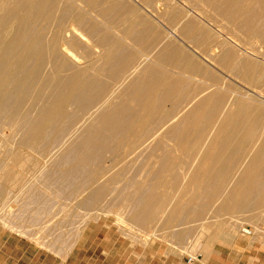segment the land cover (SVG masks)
Instances as JSON below:
<instances>
[{"label":"crops","instance_id":"0c3cea01","mask_svg":"<svg viewBox=\"0 0 264 264\" xmlns=\"http://www.w3.org/2000/svg\"><path fill=\"white\" fill-rule=\"evenodd\" d=\"M104 6L111 29L121 25L120 0H104ZM136 15L135 9H128L127 16ZM170 18L171 26L157 21L166 30L158 29L154 39L151 35L141 37L138 23L125 20L126 33L133 38L135 48L128 57L119 58L121 65L117 66L123 76L137 69L139 84L158 87L154 98L145 97L152 100L151 106L163 107H154L149 115L167 127L160 132L169 142L148 146L154 152L147 171L151 189L148 186V195L140 198L146 203L137 220L144 228L159 223L168 238L127 240L115 230L105 231L103 225L92 226L84 231L71 254L61 259L27 241L4 236L0 239V264H188L187 257L176 254L174 248L188 247L189 240L197 238L191 234L194 223L202 224L201 231L206 233L200 245L206 254L197 264H264L262 254H248L250 247L261 250L260 241L252 235L254 241L247 238L250 235L237 236L246 226L238 229L234 222L242 216L244 221H259L264 211L246 209L245 205L246 200L254 201L248 202L249 208L264 201V57L253 56L211 24H205L207 19H184L186 14ZM114 39L128 53L123 42ZM196 117L199 120L195 121ZM190 119L195 128H175ZM159 130L149 133L155 135ZM166 133L171 137L183 135L189 145L182 146L180 136L170 142ZM191 144L197 149H190ZM232 199L239 201L240 209Z\"/></svg>","mask_w":264,"mask_h":264},{"label":"rangeland","instance_id":"374dc122","mask_svg":"<svg viewBox=\"0 0 264 264\" xmlns=\"http://www.w3.org/2000/svg\"><path fill=\"white\" fill-rule=\"evenodd\" d=\"M67 1L73 5L75 12L84 15L89 23L108 25V19L105 21L96 11L87 12L85 5L81 1L63 0L61 3ZM220 2L223 3L222 0H152L149 3L144 0H120L123 8H121V14L118 17L122 18L120 21L134 20L139 25L136 28L138 30L137 33H141V37L144 35L150 37L151 35L152 39L156 37L155 32L158 29L163 31L166 30L165 25L171 26L169 25L170 16L186 14L184 19L204 18L207 19L205 24H211L212 28L217 32L219 31L220 34L222 33L233 39L235 43L244 46L252 54L264 57V37H260V33H257L259 26L255 31H251V25L249 28L244 17L231 22L229 17H223L221 13H218L219 9L225 8V5L219 6ZM243 5H247L249 9L256 7V14L262 16L264 14V3L261 1H251L250 4L248 0H244ZM129 8L135 9L138 15L127 16ZM124 21L121 22V25L117 24L112 28V34L113 37L123 42L125 48L129 49L128 54H131L135 48V43L133 38L126 33L128 23ZM157 21L164 24V26ZM183 23L185 24V22ZM232 23L235 25H232ZM100 52L102 53V50ZM103 55H106L105 52L102 55L100 54V56ZM88 63H91L90 58ZM129 73V75L132 74L131 72ZM126 78L122 75L120 80L112 82L110 78H106L105 72L104 80L107 84L109 83V92L107 91L108 93L105 96L106 100L110 99L112 101L119 92L122 93L121 91L125 89L123 85L127 82ZM111 85L112 87H110ZM115 90L116 95L114 96L111 93H114L113 91ZM107 95L110 96L108 97ZM12 123L5 120L0 125V239L4 236H13L27 241L45 253L66 259L82 239L84 231L92 226L103 225L105 231L107 229L115 230L122 238L127 240L140 239L143 242H148L150 240L162 241L168 238L160 231L161 226L159 223L144 228L141 226L142 223L135 218L137 213L142 209L144 210L143 206L146 203V200L140 198L148 195L149 178L147 171L150 160H153L150 155L154 156V152L148 150V145L164 141L161 134L164 127L158 120L153 122V125L149 128L152 130L160 129L158 133L151 135L147 131V134L141 137V140L137 139L140 145L137 143L138 145L128 146L127 150H124L127 145H123L124 148L120 147L118 149L119 153L117 150L112 154H108L110 150L104 151L100 157H93V160L84 162L80 160L81 157L74 160L72 155H70V159L69 155H67L68 153L66 154L67 149L70 147L67 146L66 148V145H73V143L75 144L79 141L82 129H71V133L70 131H65L68 132L67 134L63 132L60 135L59 133V140L56 138L57 142L54 145L55 140L48 143L43 141L47 144L41 142L32 147H20L19 144L22 141L23 134L20 130L15 129ZM3 124L5 129L2 127ZM169 125L170 121L168 122ZM65 138H68L69 141ZM61 140L63 144H60ZM58 142L59 148H61L60 151L58 147V149L53 147ZM62 147L64 148L62 149ZM130 148H133L134 152ZM54 150H56L55 153ZM144 150L145 152H143ZM110 152H113V150ZM65 154L69 158H67L68 160L63 158ZM116 155H119L120 159ZM58 157H60L59 160H57ZM99 158L103 161H100ZM136 159L138 160L136 161ZM69 160L73 161V163L68 162ZM79 160L80 163L78 162ZM121 164L122 167L119 166ZM88 165L91 166L89 167ZM65 172L69 176L73 175V177H68ZM126 172L127 174H125ZM123 174H125L124 178ZM87 179L89 180L87 181ZM83 180L88 183L85 184ZM89 181L91 182L89 183ZM91 184L94 185L92 186ZM93 187L95 191H92L94 190ZM100 189L103 190L101 195L98 193ZM212 206H216V203H212ZM255 208L264 209V204H257L253 208H249L248 205L246 209ZM260 216L259 221L253 220V222L244 221L246 220L245 216H242V219H234L238 229L246 226L245 228L253 231L252 236L260 241L261 250L258 252V250L250 247L248 249L249 256H254L255 254L264 256V211ZM211 218L212 216H209L207 221L210 222ZM191 225L193 229L191 234L197 238L190 239L188 247L174 248V250H177L176 254L186 256L187 260L188 256L199 254V259L194 263L197 264L203 254H206L205 249L200 246L205 240L206 233L201 231L202 224L194 223ZM243 229L237 232V236L244 234L242 232ZM252 236L250 235L247 238L254 241L251 238Z\"/></svg>","mask_w":264,"mask_h":264},{"label":"bare ground","instance_id":"6f19581e","mask_svg":"<svg viewBox=\"0 0 264 264\" xmlns=\"http://www.w3.org/2000/svg\"><path fill=\"white\" fill-rule=\"evenodd\" d=\"M61 1L63 0H0V125L5 120L13 122L15 129L20 130L23 134L22 141L19 144L20 147H32L43 141L48 143L55 140L54 145L57 142L56 138L59 140V133L61 135L65 131H70L71 133V129H82L79 141L75 144L73 143V145H66V148L70 146L66 154L68 153L69 158L72 155L74 160L81 157L82 159L80 158V160H83V162L93 160V157H100L104 151L113 150V152H108V154H112L114 151H118L120 147H123V145H127L124 150H127L128 146L138 145L137 139L141 140V137L151 130L149 128L153 125V122H156L155 117L153 115L150 116L153 113L152 110L154 107L161 108L160 104L158 105L159 107L151 106L152 100L146 99L149 96L153 97L158 87L139 84L138 78H135V74L138 73L136 69L131 71V75L129 73L125 76L127 77L126 81L129 83L124 82L123 88L125 89L121 91L122 93H117L119 97L116 95L115 90L111 94L116 95V98L111 99L112 101L110 99L106 100L105 96L109 92V83L107 84L104 80L105 72L106 78H110L112 82L120 80L122 77L121 69L117 68V66L121 65L119 58L121 59L123 55L128 57L129 54L124 53L125 51L122 50L121 44L116 42L109 24L89 23L84 15L75 12L72 4L68 1L61 3ZM79 1L85 5L87 12L96 11L106 21L107 8L104 6V0ZM222 1L223 3L220 2L219 6L225 5V8L219 9L218 13H221L223 17H229L231 22L244 17L249 28L251 25V31H255L259 26L257 33H260V37H264V14L263 16L256 14V7L247 8V5H243L244 0ZM251 1L264 3V0H248V3L250 2L251 4ZM100 10L102 14H100ZM232 25L235 24L232 23ZM101 50L102 53L100 52ZM103 52L106 55L100 56ZM253 55L260 57L257 54ZM89 58L91 59L90 64L88 63ZM120 88L123 89L122 87ZM146 95L147 97H145ZM261 97L264 99L263 96ZM155 104L157 105L158 103L155 102ZM172 108L175 110V105ZM172 108L171 110H173ZM172 112L170 114L173 115ZM169 116L172 117L171 115ZM161 118H164L163 115ZM217 119L218 121L221 120L219 117ZM197 120L199 118L195 119V121ZM226 121L227 118L225 119ZM192 122L193 120L190 119L174 127L176 129H190L191 126L195 128V123ZM165 123L167 124V122ZM196 124L199 125L200 122ZM220 125L219 121L217 126ZM2 127H5L4 124ZM166 128L164 127V129ZM259 128H262L261 124ZM169 129L172 128L170 127ZM68 132H65V134ZM165 135L167 139L171 138L170 142L180 136L178 142H181L185 148L189 145L182 137L183 135L175 134L177 137L173 135L172 137L167 136V133ZM153 141L155 140L153 139ZM44 142L43 144H47ZM60 144H63L62 140ZM156 144L158 146V142ZM57 145H55L56 147L53 146L54 149L60 147ZM196 146L191 144L190 149L191 147L196 148ZM134 149L132 148L131 151L133 150L134 152ZM140 149L142 150V148ZM60 150L61 148H59ZM160 150L158 151L160 152ZM176 150L180 152V150ZM66 154L63 157L64 159L68 158ZM116 156L119 157V155ZM80 160L78 161L79 163ZM193 161L195 162V160ZM68 162L73 163L71 160ZM88 166L90 167L91 165ZM119 166L122 167V164ZM61 173L64 174L62 171ZM65 173L67 174V172ZM125 174H123V178ZM67 175L68 177H73V175ZM86 183L88 182L85 181ZM91 185L93 186L94 184ZM149 189H151L150 186ZM92 191H95V189ZM102 191V189L99 190V195L102 194ZM202 194L205 195L204 193ZM137 201L139 200L137 199ZM231 201L234 202L232 203L236 208H239V201L234 199ZM85 202L87 201L85 200ZM248 202L254 201L246 200L245 205L247 208ZM260 204H264V201H261Z\"/></svg>","mask_w":264,"mask_h":264},{"label":"built area","instance_id":"2783aa9c","mask_svg":"<svg viewBox=\"0 0 264 264\" xmlns=\"http://www.w3.org/2000/svg\"><path fill=\"white\" fill-rule=\"evenodd\" d=\"M242 232L245 234V235H252L253 234V231L248 229V228H244L242 230ZM199 254L197 255H191V256H188V264H194L195 262H197V260L199 259Z\"/></svg>","mask_w":264,"mask_h":264}]
</instances>
